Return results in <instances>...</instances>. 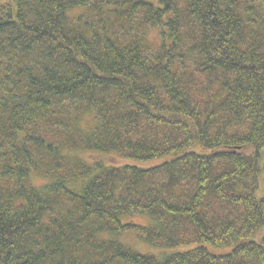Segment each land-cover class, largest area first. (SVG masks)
Segmentation results:
<instances>
[{"label": "trees", "instance_id": "16d2710c", "mask_svg": "<svg viewBox=\"0 0 264 264\" xmlns=\"http://www.w3.org/2000/svg\"><path fill=\"white\" fill-rule=\"evenodd\" d=\"M0 264H264V0H0Z\"/></svg>", "mask_w": 264, "mask_h": 264}, {"label": "rangeland", "instance_id": "374dc122", "mask_svg": "<svg viewBox=\"0 0 264 264\" xmlns=\"http://www.w3.org/2000/svg\"><path fill=\"white\" fill-rule=\"evenodd\" d=\"M157 32L156 30H152L150 33V38L153 41L157 40ZM107 161L109 162H113V163H120L119 159L117 156H107ZM35 183H40L41 179L38 177L34 180ZM124 222H132V223H136V224H142V225H150L151 224V220L148 217L145 216H131V217H124L123 218ZM140 237H138L135 233L132 232H126L124 234H122V239L125 243L131 245L134 248H137L138 250L144 252V253H154L156 254V249L157 247H153L151 245H148L146 243H144L141 239H139ZM192 246H183V247H179L176 248L175 250H186L188 248H190ZM227 251L229 250V248L226 249ZM218 252V251H215Z\"/></svg>", "mask_w": 264, "mask_h": 264}]
</instances>
